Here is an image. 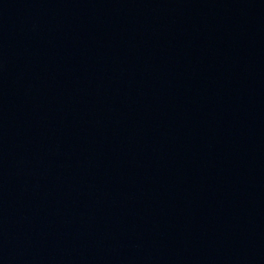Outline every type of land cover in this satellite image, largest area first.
Listing matches in <instances>:
<instances>
[{"label": "water", "instance_id": "obj_1", "mask_svg": "<svg viewBox=\"0 0 264 264\" xmlns=\"http://www.w3.org/2000/svg\"><path fill=\"white\" fill-rule=\"evenodd\" d=\"M0 264H264V0H0Z\"/></svg>", "mask_w": 264, "mask_h": 264}]
</instances>
